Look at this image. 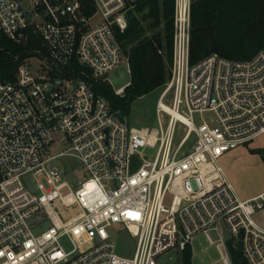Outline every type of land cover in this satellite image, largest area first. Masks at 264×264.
I'll use <instances>...</instances> for the list:
<instances>
[{
    "label": "built area",
    "instance_id": "2783aa9c",
    "mask_svg": "<svg viewBox=\"0 0 264 264\" xmlns=\"http://www.w3.org/2000/svg\"><path fill=\"white\" fill-rule=\"evenodd\" d=\"M142 1L0 0V32L21 43L31 30L41 42L14 79L0 82V264H159L172 249L193 252L199 235L224 264H235L232 249L245 264H264V226L255 219L264 191L242 199L219 162L264 135V47L247 60L212 53L191 62L193 0H175L171 76L157 102L168 120L130 126L94 84L120 64L118 34ZM126 61L131 74L129 54ZM178 122L185 132L175 145ZM56 142L66 149L52 155ZM146 147L157 148L154 157ZM66 156L83 168L77 185L50 166ZM29 173L39 194L24 184ZM114 224L136 239L132 256L117 252Z\"/></svg>",
    "mask_w": 264,
    "mask_h": 264
},
{
    "label": "trees",
    "instance_id": "16d2710c",
    "mask_svg": "<svg viewBox=\"0 0 264 264\" xmlns=\"http://www.w3.org/2000/svg\"><path fill=\"white\" fill-rule=\"evenodd\" d=\"M175 0H144L137 7V15L130 16V24L118 37L123 47H130L132 80L125 95L115 93L108 82H96L94 90L104 95L114 111H128L134 98L144 96L167 84L173 61V27ZM149 8V13H145ZM220 17V18H219ZM152 19V29L161 30L153 36L142 37L140 26L144 19ZM219 18V21H218ZM218 21V22H217ZM41 47L40 39L29 30L26 42H15L0 32V78L12 80L20 61ZM264 47V0H193L191 62L218 53L224 57L251 59ZM264 160V149H252ZM235 264H242L239 251L232 249ZM189 247L181 253V264H193Z\"/></svg>",
    "mask_w": 264,
    "mask_h": 264
},
{
    "label": "rangeland",
    "instance_id": "374dc122",
    "mask_svg": "<svg viewBox=\"0 0 264 264\" xmlns=\"http://www.w3.org/2000/svg\"><path fill=\"white\" fill-rule=\"evenodd\" d=\"M152 22L153 20L150 18L141 21L140 26L144 31L142 37L153 36L163 27L162 24L160 27L152 29L150 27V23ZM123 48L124 55L122 56L120 64L106 74L108 82L115 91L127 85L132 80V75L128 71V64L126 61V55L129 53L128 50L130 47ZM27 62L33 67L39 68L40 59L37 56L28 57ZM165 87L166 85L161 86L144 96L134 98L125 114L126 123L138 128H159L161 122H167V114H157V102ZM165 101L168 102V100ZM204 116L208 118L207 113L204 114ZM200 117L201 115L198 113L195 115L197 123H199ZM184 132V125L178 122L174 139L175 145L179 143ZM192 144L193 138L187 142L182 151L190 150ZM256 148L264 149V135L258 137L249 145L240 146L227 152L219 159L220 164L225 169L239 195L243 199L255 196L264 191V160L260 154L252 151V149ZM65 149L66 146L63 143L56 142L51 147V153L52 155H56ZM141 150L145 155L152 158L155 156L157 148L146 147ZM50 166L67 171V177H63L72 185H77L79 181L85 179L83 168L80 166V161L77 158L71 156L60 157L52 161ZM23 181L31 193H40L38 179L32 173L26 174L23 177ZM255 219L264 226V212L256 215ZM49 226L50 222H45L42 230ZM110 230L115 232L114 240L117 252L121 255L132 256L136 248V239L131 237L127 231H119V226L116 224L112 225ZM221 233L224 241L228 242L231 238V232L226 225H222ZM211 235L215 240H220L219 233L212 232ZM65 246L67 249L71 248L68 243L65 244ZM192 260L193 264H224L222 253L215 244H210L209 239L205 235H199L194 239ZM157 262L159 264H181V252L172 249L159 256Z\"/></svg>",
    "mask_w": 264,
    "mask_h": 264
},
{
    "label": "bare ground",
    "instance_id": "6f19581e",
    "mask_svg": "<svg viewBox=\"0 0 264 264\" xmlns=\"http://www.w3.org/2000/svg\"><path fill=\"white\" fill-rule=\"evenodd\" d=\"M165 107L171 113V115H173L174 118L181 119V120H184V121L188 122L187 117H185L181 113L177 112L176 110H174L173 108L169 107L168 105H166Z\"/></svg>",
    "mask_w": 264,
    "mask_h": 264
},
{
    "label": "water",
    "instance_id": "95a60500",
    "mask_svg": "<svg viewBox=\"0 0 264 264\" xmlns=\"http://www.w3.org/2000/svg\"><path fill=\"white\" fill-rule=\"evenodd\" d=\"M149 10H150V9L147 8L146 11H145V13H146V14L149 13ZM219 18H220V17H219ZM219 18H218V21H219ZM218 21H217V22H218ZM1 80H2V79L0 78V82H1ZM119 119H120L122 122H125V112H124V111H120V112H119ZM238 247H239V249H241V248H242V244L240 243ZM242 264H245V262H242Z\"/></svg>",
    "mask_w": 264,
    "mask_h": 264
},
{
    "label": "crops",
    "instance_id": "0c3cea01",
    "mask_svg": "<svg viewBox=\"0 0 264 264\" xmlns=\"http://www.w3.org/2000/svg\"><path fill=\"white\" fill-rule=\"evenodd\" d=\"M226 172V171H225ZM227 174V173H226ZM227 176H228V174H227ZM228 178H229V180L231 181V179H230V177L228 176ZM231 183L233 184V182L231 181ZM233 186H234V188H235V190H236V192H237V194L239 195V193H238V191H237V189H236V187H235V185L233 184ZM261 193V192H260ZM258 195V194H257ZM240 196V195H239ZM256 196V195H255ZM241 197V196H240ZM251 197H254V196H251ZM251 197H248V198H251ZM248 198H246V199H248ZM243 199V198H242Z\"/></svg>",
    "mask_w": 264,
    "mask_h": 264
}]
</instances>
